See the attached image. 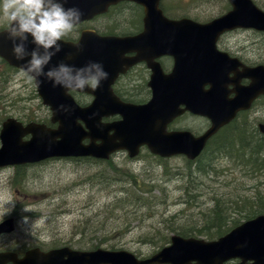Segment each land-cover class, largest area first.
I'll return each mask as SVG.
<instances>
[{
  "label": "water",
  "instance_id": "obj_1",
  "mask_svg": "<svg viewBox=\"0 0 264 264\" xmlns=\"http://www.w3.org/2000/svg\"><path fill=\"white\" fill-rule=\"evenodd\" d=\"M92 1L67 0L65 7L79 8L83 21L120 0ZM133 1L144 4L147 11L146 32L137 39L146 41L153 57L170 54L176 60L175 71L169 76L163 75L155 63L149 64L155 73L151 83L153 100L144 106L125 104L112 93L111 85L120 69L115 47L108 48L103 43L94 42L83 44V41L77 45L62 43V51L52 58L48 67L61 61L77 68L90 61L99 62L109 76L93 92L98 90L103 94L105 91L108 97L98 98L90 106L81 107L66 89L53 87L45 77H39L43 81L39 84L41 96L52 107L53 121H58L60 126L56 130L37 124L24 127L15 120H9L4 124L1 135L0 166L35 163L54 156H95L104 159L122 149L129 150L133 157L143 145H148L153 153L162 156L183 152L180 148L183 146L194 158L202 151L209 136L228 123L238 110L249 108L256 97L264 94V69L257 68L250 70V75L243 73L245 77H252L253 84L242 88L236 99L229 100L226 89L230 69L223 64V57L216 59L214 48L216 38L228 29L250 27L264 30V13L251 4L253 9L250 6L247 9L242 0H232L236 10L222 19L207 24L174 22L161 15L158 9L160 0ZM77 46H81L79 51ZM27 48L31 51L35 45L28 43ZM68 54H73V58L68 59ZM27 59L30 57L21 65ZM206 85H211V89L206 91ZM61 105L68 110H62ZM181 105H185L186 109H181ZM186 110L213 119L214 126L205 139H193L186 133L167 132L168 124ZM115 114H121L123 121L112 124L101 122L103 117ZM79 121H83L89 131ZM260 128L264 133V125ZM112 130L115 133L110 135ZM30 133L32 139L23 141ZM87 138L92 141L85 145L83 142ZM98 140L103 142L99 144ZM10 229L8 222L0 226V231ZM64 255L69 256L68 261L63 258ZM236 257L243 259L240 264L247 261L264 264V216L244 223L214 242L175 237L170 246L142 261L124 250L82 252L65 248L49 253L33 250L18 264H223Z\"/></svg>",
  "mask_w": 264,
  "mask_h": 264
},
{
  "label": "rangeland",
  "instance_id": "obj_2",
  "mask_svg": "<svg viewBox=\"0 0 264 264\" xmlns=\"http://www.w3.org/2000/svg\"><path fill=\"white\" fill-rule=\"evenodd\" d=\"M216 8L224 9L225 6L217 3ZM8 88L9 98L15 104L10 106V114L7 115L45 119L50 117V110L33 99L30 84L17 83ZM1 104L5 112L4 98ZM4 118L6 117H0V122ZM258 119H264V109L251 114L248 119L251 128L253 124H257ZM182 122L183 126L192 128H203L205 125L204 121L193 117L185 118ZM144 154L140 160L134 161L126 158L127 155L124 154L113 157V163L118 165L115 172L104 163L86 162L84 159H61L26 166L23 170L28 180L21 185H16L13 179L16 168L0 170V221L13 216L15 212L19 221L17 230L3 238L8 241L7 246L23 252L29 243L38 241L46 247L69 243L76 248L89 250L92 246L82 245V241L89 242L93 239L94 244H99L102 248L115 246L116 249L134 252L141 258H149L161 250L153 244L164 242L163 237L170 239L184 227H201L202 217L212 208L214 199L235 206L231 216L238 223L244 221L247 211L251 210V205L246 204L245 199H252L259 193L264 196V151L260 154L258 165L250 162L243 164L238 159L233 162L224 159L214 167L216 176L206 177L205 174L197 172V181L192 185L198 190L189 193L187 181L182 178L187 168L183 169L184 159L177 157L166 163L173 174L171 179L165 184L160 183V187L155 188L151 195L143 194L145 198L151 196L153 199L165 196L166 204L155 205L153 208L144 207V211L134 209L132 213L123 209L113 212L110 206L117 196L115 194H120L123 184L112 183L103 177L117 175L113 179H123L124 183L129 181L130 174H139L144 178L162 177L164 165L151 159L146 152ZM256 173L263 175L257 180ZM161 188L167 192L163 193ZM191 195L194 198L188 197ZM25 207L29 211H23ZM239 208L244 211L241 212ZM103 210H106L108 216L107 231H99L82 238L75 234L78 226H81L78 224L84 222L81 220L98 219ZM24 217L27 219L24 220ZM232 224L226 228V232L235 227ZM171 225L177 227L172 233ZM121 226V230L113 231Z\"/></svg>",
  "mask_w": 264,
  "mask_h": 264
},
{
  "label": "flooded vegetation",
  "instance_id": "obj_3",
  "mask_svg": "<svg viewBox=\"0 0 264 264\" xmlns=\"http://www.w3.org/2000/svg\"><path fill=\"white\" fill-rule=\"evenodd\" d=\"M255 6L264 11V0H251ZM225 6L224 9H217L216 4ZM3 0H0V51L9 55L11 60L0 55V98L10 96L8 88L17 83L35 85V78L21 71V68L14 65L16 58L12 54L11 41L7 39V31L11 21L2 10ZM212 6V7H211ZM160 8L163 14L174 21L193 20L198 22H209L224 16L234 9L230 0H161ZM145 7L138 2L123 0L111 5L104 13L97 14L91 19L85 20L76 25L71 32L61 40L65 42H79L85 34L93 32L104 37L131 38L144 33ZM31 37V36H30ZM217 49L229 56L231 67H237L241 71L243 66L254 67L264 65V31L255 29H234L226 31L219 36ZM125 57L136 60L134 64L121 73L113 85V90L122 100L142 104L147 102L153 95L150 86L153 77V70L149 65V56L144 43L134 45ZM163 71L169 73L172 70L174 58L161 56L156 59ZM12 62V63H11ZM234 77V74H232ZM243 85H248L249 80H242ZM234 89L233 86L229 87ZM71 94L76 99L93 101L95 96L89 92L72 90ZM234 96V94H232ZM260 99L257 101L259 102ZM115 117L113 120H118ZM231 127V126H228ZM10 234H0V253L15 252L19 258L25 256L26 252L34 247L28 245L23 252L14 247H8V241L3 238ZM0 264L4 262L0 259ZM5 264H14L12 261H5Z\"/></svg>",
  "mask_w": 264,
  "mask_h": 264
},
{
  "label": "trees",
  "instance_id": "obj_4",
  "mask_svg": "<svg viewBox=\"0 0 264 264\" xmlns=\"http://www.w3.org/2000/svg\"><path fill=\"white\" fill-rule=\"evenodd\" d=\"M238 123H236L230 130L225 132V134H223V136H221L219 140H217V149L210 148V146V149L208 148L207 151L202 155V157L199 158L197 161H191L189 164L186 162L183 169H189V171H185L189 172L187 174L188 176L186 179L188 184V193L195 192L196 190H198L194 185H192L195 181H197L196 177L198 173H203L206 175V177H208L209 175L216 176V170H214V167L217 166V163L215 162V156H218L220 160L238 159L243 164L249 162L255 165L259 164L260 154L262 151H264V139L261 140L260 136L258 135V132L254 128H251L250 126L246 125L247 122L240 121ZM232 129H235V131H231ZM85 161L90 162L92 160L85 159ZM158 161L162 160L158 159ZM103 163L108 165L109 168H113L114 172L118 168V165L116 166L112 160L104 161ZM23 168L26 169L24 166H19L16 169V175L13 178L16 185H21L28 180V177L26 176ZM258 174L259 173L255 174V178L261 177L263 175V173H261V176H259ZM116 176L117 175L103 177L107 180H111L112 183L123 184V187L119 191L120 194H115L117 196H115L114 203L110 206L113 212L116 213L119 209H123V211L127 210L129 211V213H132L134 209H142V211H144V207L153 208L155 205L166 204V201L164 200L165 196L161 199H153L150 198L151 196L145 198L143 194L151 195L155 188L160 187V183L165 184L168 180L171 179L173 174L171 172V168L167 165L163 166L161 178L155 176L144 178L142 177V175L139 174H130L128 176L130 178L129 181L124 183L123 179H113ZM182 178L184 179V173ZM160 190L163 193L167 192L164 188H161ZM188 197L194 198L192 195ZM213 201L214 204L212 208L208 212H206L207 214L203 215L202 217L203 225H200L201 227H198L197 229H187L184 227L180 230L178 234L184 237L205 235L206 237L213 238L216 237L215 235H222L226 231V228L231 226L232 223L236 225L237 220L233 219L231 216V214H234V212L232 211L236 207L231 206V204H229L228 202L220 199H214ZM245 202L249 206L251 205V210L247 211L244 219L251 218L257 213H264V196H261L260 193L258 194V196L252 197V199L249 197L246 198ZM252 206L254 207V209ZM130 208H132V210H129ZM239 210L241 212L244 211L240 208ZM99 216L100 217H98V219L87 218L85 220H81L84 222L78 224L81 226H78L75 234L82 238L85 235L91 236L92 234L98 233L99 231H107L106 226L109 225V223L106 222V219H108L106 210L101 211ZM175 228L177 227L172 225L170 226L171 233ZM121 229L122 226L118 229L115 228L113 231ZM162 239H164L165 241L158 243L154 241L155 243L153 245L157 248L162 249L167 244H169L170 239H167L165 237H163ZM86 244L95 248L99 247V244H94L93 239L89 240V242L82 241V245ZM111 248L116 249L115 246H112Z\"/></svg>",
  "mask_w": 264,
  "mask_h": 264
},
{
  "label": "clouds",
  "instance_id": "obj_5",
  "mask_svg": "<svg viewBox=\"0 0 264 264\" xmlns=\"http://www.w3.org/2000/svg\"><path fill=\"white\" fill-rule=\"evenodd\" d=\"M67 0H3L2 10L11 21L7 39L12 44V54L17 60L27 62L21 71L36 78L45 77L53 87H63L68 91L100 87L109 74L101 63L90 61L77 68L63 61L48 67L52 58L62 51L61 39L78 25L83 16L77 7H65ZM29 36L35 45L30 52L27 44ZM81 46H77L78 51ZM68 59L73 54H68ZM48 68L45 71V68ZM43 82V81H41ZM67 111L66 106L61 105ZM23 211H29L24 208ZM27 218L24 217V220Z\"/></svg>",
  "mask_w": 264,
  "mask_h": 264
},
{
  "label": "bare ground",
  "instance_id": "obj_6",
  "mask_svg": "<svg viewBox=\"0 0 264 264\" xmlns=\"http://www.w3.org/2000/svg\"><path fill=\"white\" fill-rule=\"evenodd\" d=\"M90 248L94 249V247H90Z\"/></svg>",
  "mask_w": 264,
  "mask_h": 264
}]
</instances>
